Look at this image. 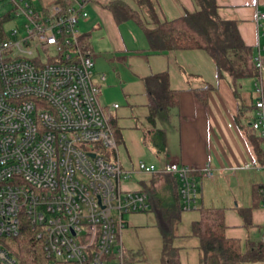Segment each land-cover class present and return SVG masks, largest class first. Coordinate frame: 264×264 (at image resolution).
Returning a JSON list of instances; mask_svg holds the SVG:
<instances>
[{"label": "built area", "instance_id": "2783aa9c", "mask_svg": "<svg viewBox=\"0 0 264 264\" xmlns=\"http://www.w3.org/2000/svg\"><path fill=\"white\" fill-rule=\"evenodd\" d=\"M91 1L38 7L0 0L7 20H23L0 40V238L16 237L30 222L48 264H126L125 215L150 208L146 190L124 187L134 173L177 177L183 208L198 207V169L144 161L135 170L123 167L94 80L95 55L79 29ZM263 18L259 11L257 20ZM263 52L259 46L252 125L264 136ZM200 172L214 175L210 166ZM2 242L0 264H26Z\"/></svg>", "mask_w": 264, "mask_h": 264}, {"label": "crops", "instance_id": "0c3cea01", "mask_svg": "<svg viewBox=\"0 0 264 264\" xmlns=\"http://www.w3.org/2000/svg\"><path fill=\"white\" fill-rule=\"evenodd\" d=\"M113 1L87 3L88 16L79 21V29L82 41L94 52V78L100 86V100L110 115L117 143L123 145V159L129 160L132 170L140 161L158 168L177 162L194 167L197 172L210 166L214 171L212 177H201L200 172L197 173L198 206L223 208L227 237L240 241L243 253L256 252L264 243V200L259 192L264 185V136L249 125L250 120L241 118V99L236 88L228 76H218L215 60L208 51L202 48L153 50L143 25L135 18L121 16L119 19L108 6ZM120 1L137 11L142 20L152 22L151 1L162 21L179 18L199 8L196 0ZM217 1L223 18L238 20L240 34L247 44L257 48L264 46V18L257 20L258 12H264V0ZM131 20L140 27L137 34L131 32ZM148 27L154 24L149 23ZM126 31L130 34L129 40L125 37ZM262 57L264 59V52ZM160 72H168L171 88L179 91V105L169 113L159 111L154 127L148 120L151 111L145 79ZM254 81H242V98L252 93ZM204 88L206 99L202 100L198 89ZM252 116L254 120L253 112ZM156 127L165 131L163 151L155 141ZM259 134L263 136L261 155L251 141L253 135ZM109 156L114 159L113 154ZM119 159L122 163L120 154ZM141 174L145 176L139 178ZM133 176L129 181L134 182L136 188L131 190L153 184L162 197L179 190L165 173L156 177L138 172ZM193 210L182 211L177 228L174 246L178 249L179 264H226L217 254L202 251L200 238L193 233V223L201 218V211ZM148 211L151 216L145 214L140 219L142 222L128 225L135 229H129L127 235L136 236V241L140 239L141 243L147 238L140 234L150 226L158 228L155 213ZM138 213L144 212L132 213L139 220ZM158 231L161 244L155 247L156 259L167 264L162 259L163 240L159 228ZM153 253L154 248L147 242L136 248L126 247V264L139 261L150 264ZM231 264H264V256Z\"/></svg>", "mask_w": 264, "mask_h": 264}, {"label": "trees", "instance_id": "16d2710c", "mask_svg": "<svg viewBox=\"0 0 264 264\" xmlns=\"http://www.w3.org/2000/svg\"><path fill=\"white\" fill-rule=\"evenodd\" d=\"M64 4L73 3L74 0H59ZM195 11H187L185 15L175 19L159 20L155 4L150 2L149 15L153 19L142 20L141 15L128 7L126 3L115 0L108 4L115 15L135 18L140 22L151 42V47L156 51H166L172 49L202 48L209 52L215 60L218 76H228L236 88L237 96L241 99V118L243 121L250 120L253 127L252 112L255 118V93L254 85L252 93L246 94L242 98L244 90L242 81L248 79L256 80L260 73L256 65V55L258 48L247 44L239 31L238 20L223 18L219 13L217 0H196ZM121 12V15L119 16ZM7 15L0 14V40L6 37L4 24ZM154 27H148V24ZM148 95L150 98L149 122L155 127L156 116L163 110L169 113L179 105V91L173 90L170 86L168 72H160L150 75L145 79ZM210 87V86H209ZM208 88V87H207ZM205 88L198 89V95L202 100L206 99ZM252 116V117H251ZM248 122V121H247ZM254 129V127H253ZM155 141L160 151L165 150V131L157 128L155 130ZM262 135H253L251 141L259 155L262 154ZM200 172V171H198ZM196 172V176H198ZM161 173H153L157 177ZM163 174V173H162ZM201 174V172H200ZM171 184L175 182L179 187V179L171 176ZM201 176V175H200ZM198 180V179H197ZM150 198V208L156 216L157 226L161 232L163 240L162 259L167 264H179L178 249L174 246L177 236V228L181 219V213L185 209L182 205L180 191L174 190L170 196L162 197L156 191L153 184H146L145 189ZM261 196L264 200V185L261 186ZM148 209V210H149ZM201 211V218L193 223V233L200 238L201 249L206 253H215L226 264L237 263L244 260L263 258L264 243H261L258 250H251L243 253L240 241L227 237L224 209L212 206H198ZM147 210V211H148ZM246 217V216H245ZM0 238L4 246L11 253L19 256L26 264H48L45 257L44 240L38 238L36 229L26 221L22 225L19 234L13 238L12 246Z\"/></svg>", "mask_w": 264, "mask_h": 264}, {"label": "rangeland", "instance_id": "374dc122", "mask_svg": "<svg viewBox=\"0 0 264 264\" xmlns=\"http://www.w3.org/2000/svg\"><path fill=\"white\" fill-rule=\"evenodd\" d=\"M32 1L38 7H40V6H42V4H46L48 0H32ZM8 9H10L9 6L6 7V8H4V10H8ZM22 25H23V20L22 19H17V20L16 19H10V20H7L5 22V24H4V31H5V33H7V31L9 29H11L12 27H16V26H18L19 28H22ZM129 27L131 29L132 34L133 33L137 34L138 33L137 31H139V29H140L139 25L137 23H135L134 21H132V20L130 22ZM123 29H124V27H123ZM129 36H130L129 32L126 31L125 32V37H126L127 40L130 39ZM94 80H95V78H94ZM96 83H98V82L96 81ZM118 150H119V154L121 156L122 164L124 165V167L127 170H132L133 167L129 166V164H130L129 160L128 159H125V160L123 159V152H124L123 145H121V144L118 143ZM101 151L108 154V151L105 150V149H101ZM149 159H151V157H147V160H149ZM134 176H133V178H135ZM143 176H145V174H141L139 176V178L140 177H143ZM133 183L134 182H130L129 179H128L124 183V187L129 188V189L136 188V184H133ZM211 197L214 199L213 202H215V197H214L213 194L211 195ZM208 199H210V198H208ZM191 210H193V209H191ZM193 211H195V210H193ZM149 212L150 211H146V212H144V214H139L138 213V215L140 217L139 220L137 219V217L135 216V214H126L125 215V219L129 222L130 225H134V224H137L139 222H142V220H140V219L145 214L148 215V216H151L152 214H150ZM149 223H151V222H149ZM129 229H133L134 230L135 228H131V227H128L127 226V228L124 229V231H123V241H124L125 246L126 247H129V248H131V247L132 248H136V247H139V246H143L144 242L145 243L147 242L149 246L152 245V247L154 248V253L152 254V257H151L152 258V262H150V264H162L160 262V259H158V260L156 259L157 251H156L155 247H158L159 248V246L161 244L160 233L158 231V228L157 227L150 226V228H149L148 231H146L143 234H140V236H145L147 238V240H143V243L140 242V239H138V241H136V236L135 237H129L127 235ZM12 240H13V237H6L4 239V241L7 244L11 245V246L13 244V241ZM0 245H1V243H0ZM137 264H149V263H144V262H140L139 261V262H137Z\"/></svg>", "mask_w": 264, "mask_h": 264}]
</instances>
